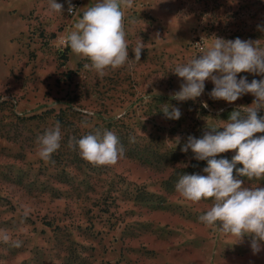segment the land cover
I'll use <instances>...</instances> for the list:
<instances>
[{"label": "rangeland", "instance_id": "374dc122", "mask_svg": "<svg viewBox=\"0 0 264 264\" xmlns=\"http://www.w3.org/2000/svg\"><path fill=\"white\" fill-rule=\"evenodd\" d=\"M57 2L63 13L51 14L48 0H0V264H264V248L253 255L251 237L233 244L199 221L211 198L193 203L175 189L181 175H204L207 166L181 151L187 137L201 138L254 97L213 100L206 81L200 97L178 102L172 94L183 81L171 72L215 37L264 47L257 28L264 0H133L124 27L129 59L144 43L140 61L103 77L85 69L90 61L66 40L97 0H71L72 15L66 0ZM164 104L178 107L181 118L166 119ZM56 122L61 145L45 162L38 137ZM95 129L119 138L124 155L116 164L95 166L69 147L71 137ZM177 136L176 147L166 142ZM239 178L264 187V180Z\"/></svg>", "mask_w": 264, "mask_h": 264}, {"label": "clouds", "instance_id": "9594fccd", "mask_svg": "<svg viewBox=\"0 0 264 264\" xmlns=\"http://www.w3.org/2000/svg\"><path fill=\"white\" fill-rule=\"evenodd\" d=\"M66 3L72 15L75 6L71 0ZM132 6L133 0H97L82 12V18L80 16L74 24L66 40L74 54L90 61L84 64L85 69L103 77L107 69L115 70L125 64L131 65L132 61H140L144 48L141 39L132 48L135 59L128 56L124 20L125 9ZM48 9L51 14L63 13L64 5L48 0ZM257 28L264 32V25ZM155 39H159L158 33ZM171 72L183 81L179 91L172 94L178 102L196 100L204 93L206 81L214 85L209 93L213 100L233 103L245 94L254 97L250 106L234 109L220 126H208L211 131H206L201 138L187 137L181 151L187 153L190 149L193 158L206 161L207 166L202 170L204 175H181L175 189L193 203L211 198V206L198 217L199 221L222 235L233 237V244L243 243L246 236L251 237L250 247L256 255L264 248V187L259 184L245 186L239 177L249 181L264 180V135H256L264 133V116L258 115L264 110V79L249 82L247 77H237L242 72L264 76V47H260L258 41L215 37L201 54L177 64ZM160 110L170 120H179L182 115L178 107L169 104L162 105ZM221 128L223 131H218ZM61 140V125L56 122L38 137L39 157L45 162L51 161ZM168 141L174 142L176 147L181 137ZM130 142H135L134 138H130ZM69 147L78 148L81 158L95 166L114 165L124 155L119 138L107 129H95L78 139L73 136L69 139ZM229 151L235 152L231 160L217 159L218 155ZM238 164L242 167H237Z\"/></svg>", "mask_w": 264, "mask_h": 264}]
</instances>
